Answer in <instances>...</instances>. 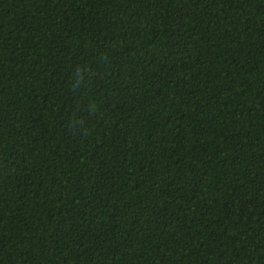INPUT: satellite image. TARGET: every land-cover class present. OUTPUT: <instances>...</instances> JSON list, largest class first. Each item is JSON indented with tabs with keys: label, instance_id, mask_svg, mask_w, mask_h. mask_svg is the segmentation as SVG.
I'll use <instances>...</instances> for the list:
<instances>
[{
	"label": "trees",
	"instance_id": "obj_1",
	"mask_svg": "<svg viewBox=\"0 0 264 264\" xmlns=\"http://www.w3.org/2000/svg\"><path fill=\"white\" fill-rule=\"evenodd\" d=\"M0 264H264V0H0Z\"/></svg>",
	"mask_w": 264,
	"mask_h": 264
},
{
	"label": "clouds",
	"instance_id": "obj_2",
	"mask_svg": "<svg viewBox=\"0 0 264 264\" xmlns=\"http://www.w3.org/2000/svg\"><path fill=\"white\" fill-rule=\"evenodd\" d=\"M91 80L87 65L78 64L70 68L67 87L69 95L76 101L68 121L71 130L83 129L86 125L82 117L85 114L95 116L98 111L97 102L89 93Z\"/></svg>",
	"mask_w": 264,
	"mask_h": 264
}]
</instances>
